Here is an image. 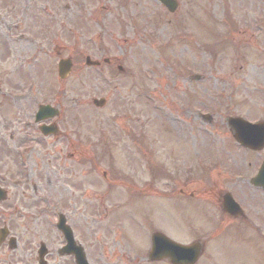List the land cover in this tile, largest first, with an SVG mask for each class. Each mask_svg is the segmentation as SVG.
Wrapping results in <instances>:
<instances>
[{
    "label": "rangeland",
    "instance_id": "rangeland-1",
    "mask_svg": "<svg viewBox=\"0 0 264 264\" xmlns=\"http://www.w3.org/2000/svg\"><path fill=\"white\" fill-rule=\"evenodd\" d=\"M46 1L47 86L41 83L47 103L60 107V132L47 137V159L34 161L35 173L47 165V201L76 199L79 192L65 187L62 176L72 172L85 180L93 161L97 173L114 168L109 172L122 199L129 200L125 190L134 187L128 209L133 263L134 251L141 252L149 228L165 219L162 214L173 220V213L165 211H173L167 201L193 193L199 203L174 212L195 220L197 236L203 232L197 264H264V191L248 181L264 149L245 151L226 126L230 115L264 119V0H177L173 12L158 0ZM35 35L40 43L39 30ZM86 55L100 65L86 66ZM61 57L73 61L64 80L56 72ZM13 84L20 87L16 80ZM100 97L104 105L94 106L92 99ZM4 118L13 119L11 110ZM4 128L5 136L13 131ZM5 162V184L12 190L11 160ZM127 176V182L118 180ZM104 188L100 181L99 193ZM182 188L184 194L178 192ZM227 189L246 208L247 223H262L263 234L241 217L230 222L234 227L219 222L213 208ZM18 192L13 190L0 208L6 221L15 216L11 203ZM112 197L104 198L107 204ZM42 199L36 197L35 212L25 209L29 215L41 211L45 217ZM146 220L148 226L141 224ZM73 221L89 224L88 214L84 210Z\"/></svg>",
    "mask_w": 264,
    "mask_h": 264
},
{
    "label": "flooded vegetation",
    "instance_id": "flooded-vegetation-1",
    "mask_svg": "<svg viewBox=\"0 0 264 264\" xmlns=\"http://www.w3.org/2000/svg\"><path fill=\"white\" fill-rule=\"evenodd\" d=\"M46 2L0 0V187L6 190L7 194L5 200H0V208L3 209V203L10 200L13 190L19 191L11 203L16 211L15 216L6 221L0 215V264H138L141 261L142 264H171L168 258L148 260L146 257L149 250H143L141 253L134 251L135 260L132 262L133 252L128 242L131 232L128 210L130 201L109 199L110 203L107 204L104 198L109 195L105 191L100 195L99 184L93 181L92 175H97L95 169L91 170L92 175L85 174V180L80 174L74 175L72 172L62 176L65 187L71 190L74 187L75 191L79 192L76 199L47 201V165L43 173H35L34 161L40 157L47 159V137L57 138L60 131L53 136L42 133L41 125L47 126L53 119L47 120V111L37 114L41 106L47 105V88L41 83L45 82L47 86ZM36 29L39 30L40 43L36 42ZM29 65H32L34 70L29 69ZM13 80L22 88L15 86ZM9 110L13 119L6 122L4 113ZM37 115H43L45 118L36 121ZM10 124H13L14 132L5 137L4 127H13ZM20 124L23 130L19 129ZM27 129H31L35 135L31 136L32 132ZM5 160H11V169L8 170L15 180V183L11 184L12 190H8L5 184ZM103 176L106 177L105 171ZM115 180V177L111 178V181ZM89 186L95 188L96 194L84 195V190L89 189ZM184 189H178V192L184 194ZM38 191L40 194L37 196ZM189 196V199L167 201V204L173 205V209L168 205H161L164 210L165 206L173 210H165L168 214L173 213V220L162 214L165 219L158 221L155 227H150L152 232H161L178 242L184 238L187 243L194 241L197 232L192 222L195 220L190 222L174 212L183 208H194L199 203L192 199L193 193ZM36 197H43L45 203L43 219L40 215H29V211L25 210L36 207ZM220 200L216 202L217 206ZM84 210L88 214L89 224L87 221L85 223L88 225L79 221L78 226L74 225L73 217ZM218 211L223 217L222 220L236 217L223 212L220 206ZM142 214L147 216L144 211ZM61 216L65 224L69 225L73 240L58 228L57 223Z\"/></svg>",
    "mask_w": 264,
    "mask_h": 264
},
{
    "label": "water",
    "instance_id": "water-1",
    "mask_svg": "<svg viewBox=\"0 0 264 264\" xmlns=\"http://www.w3.org/2000/svg\"><path fill=\"white\" fill-rule=\"evenodd\" d=\"M165 6L170 10L173 11L176 7L175 0H161ZM86 64L88 65H94L97 64L96 61L90 60L89 57H86L85 59ZM72 62L69 58L60 59L58 62V74L61 78H65L70 70H71ZM94 104L101 106L104 103L103 99H94ZM53 114L52 109L49 105H47V114ZM229 125L234 129V136L238 141L241 143L248 145L252 148H262L264 146V122L258 123V124H250L245 120H242L240 118H229L228 119ZM53 130L50 127H47V133L52 132ZM252 183L261 186L264 189V162L261 167L260 173L252 179ZM223 205L226 211L236 214V210L234 208H231V205L229 203V200L227 196L223 199ZM195 246V259L200 253L201 246L196 243ZM180 247L181 252L180 255H183L185 253V248L183 246H180L178 244H175L174 242L168 241V243H164L163 246L160 244L158 238L156 235L153 236V253L155 254L159 249L161 248H170V249H177ZM179 255V256H180ZM170 256L174 259V255L170 254ZM172 260V261H173Z\"/></svg>",
    "mask_w": 264,
    "mask_h": 264
}]
</instances>
